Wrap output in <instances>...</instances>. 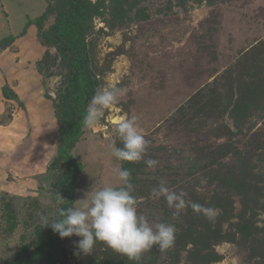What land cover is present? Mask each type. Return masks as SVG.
Wrapping results in <instances>:
<instances>
[{
  "label": "rangeland",
  "instance_id": "obj_1",
  "mask_svg": "<svg viewBox=\"0 0 264 264\" xmlns=\"http://www.w3.org/2000/svg\"><path fill=\"white\" fill-rule=\"evenodd\" d=\"M88 1L94 10L84 39L95 95L122 92L98 131L85 128L74 148L82 166L74 207L91 189L119 186L116 170L129 169L138 214L174 224L176 233L172 247L154 246L138 261L99 241L85 254L80 237L61 238V264H264V0ZM46 11L44 0H0V43L15 37L0 47V264L32 244L41 217L51 221L64 204V170L50 169L64 55L35 25L18 37ZM245 103L246 114L237 113ZM123 117H136L149 142L140 161L112 154L113 145L123 147L112 121ZM162 181L185 194L179 215L153 195Z\"/></svg>",
  "mask_w": 264,
  "mask_h": 264
},
{
  "label": "clouds",
  "instance_id": "obj_2",
  "mask_svg": "<svg viewBox=\"0 0 264 264\" xmlns=\"http://www.w3.org/2000/svg\"><path fill=\"white\" fill-rule=\"evenodd\" d=\"M122 90L117 88H98L92 97L83 117V126L95 134L100 128V120L105 109L112 107ZM136 117H123L116 122V132L122 139L123 147L112 146L113 156L120 161L137 162L143 159L148 141L137 130ZM157 163L148 160L151 167ZM119 186L106 185L91 189L86 193V203L82 207L61 208L58 217L51 221L41 217L44 227H51L61 238L80 237L77 248L91 253L96 242H103L115 252L126 256L131 261H138L141 255L151 248L158 247L165 251L173 246L176 228L165 222L152 223L138 214L137 198L134 196V185L131 183V170H116ZM153 195L163 196L170 208H175L173 215H179L185 208L184 193L170 191L162 181L153 189ZM60 203V201H57ZM194 211L211 212L199 204H192Z\"/></svg>",
  "mask_w": 264,
  "mask_h": 264
},
{
  "label": "trees",
  "instance_id": "obj_3",
  "mask_svg": "<svg viewBox=\"0 0 264 264\" xmlns=\"http://www.w3.org/2000/svg\"><path fill=\"white\" fill-rule=\"evenodd\" d=\"M44 1L47 4V11L33 20H28L18 37L24 36L28 27L35 25L39 30L38 34L45 33L49 36L64 55L66 68L64 89L54 102L60 132L57 155L50 164V169L64 170L59 177L58 185L64 196L61 208L67 209L74 207L76 180L82 170L81 163L74 156V148L85 132L83 117L95 95L96 84L87 69L89 51L84 39V22L94 9L88 0ZM52 2L58 3L55 6L59 9L58 16L53 24L46 26ZM14 38L10 36L3 40L0 47L9 46ZM4 91L7 93L5 95L7 99L17 100L15 94L6 89ZM248 105L243 104L237 109V113L246 114L245 108ZM58 213L59 211L54 219L58 217ZM61 243V237L54 233L51 227L36 226L33 243L23 245L12 261H6L4 264H61L67 256Z\"/></svg>",
  "mask_w": 264,
  "mask_h": 264
},
{
  "label": "bare ground",
  "instance_id": "obj_4",
  "mask_svg": "<svg viewBox=\"0 0 264 264\" xmlns=\"http://www.w3.org/2000/svg\"><path fill=\"white\" fill-rule=\"evenodd\" d=\"M118 120H119V118H114L112 122L116 123Z\"/></svg>",
  "mask_w": 264,
  "mask_h": 264
}]
</instances>
